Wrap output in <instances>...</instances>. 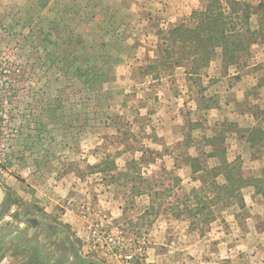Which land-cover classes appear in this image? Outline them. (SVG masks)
I'll list each match as a JSON object with an SVG mask.
<instances>
[{
    "label": "rangeland",
    "instance_id": "374dc122",
    "mask_svg": "<svg viewBox=\"0 0 264 264\" xmlns=\"http://www.w3.org/2000/svg\"><path fill=\"white\" fill-rule=\"evenodd\" d=\"M136 2L0 0V264H252L253 248L241 253L234 243L242 231L231 214H244L246 205L219 204L207 210L208 221L193 220L206 237L190 255L171 243V228L163 230L166 213L185 219L184 209L148 212L149 197L127 196L134 182L110 183L133 149L162 145L153 134L157 87L142 75L136 25L143 17L162 27ZM106 154L118 170L92 167ZM257 154L260 161L241 165L248 174L264 167V148ZM160 164L143 165V176L159 177ZM194 184L200 182L183 183ZM252 189L242 190L249 205ZM216 224L231 239L221 251L208 233ZM47 226L56 233L48 235Z\"/></svg>",
    "mask_w": 264,
    "mask_h": 264
},
{
    "label": "crops",
    "instance_id": "0c3cea01",
    "mask_svg": "<svg viewBox=\"0 0 264 264\" xmlns=\"http://www.w3.org/2000/svg\"><path fill=\"white\" fill-rule=\"evenodd\" d=\"M136 1L137 5L145 6V15H156L158 20L153 23L162 27L158 30L154 29L155 25L150 27L151 23L145 21L143 17L137 21L136 28L138 30L140 26L138 31L142 39L138 47L141 49L142 59L146 64L141 68L144 71L148 64L158 58V43L160 42L158 31L187 21L193 11L204 9L205 0ZM259 2L257 0L251 5L257 6ZM258 18V14L252 15L253 27L258 28ZM189 68L184 64L174 65L161 72L159 76H155L154 73L143 75L142 72L143 77L150 76L151 86L157 87L154 94L157 97L158 106L155 109L154 117L157 116L160 126L158 130L155 129L153 134L155 140L162 143V145L157 144V147H153L160 153V157L155 160V163L149 165L160 164L165 158H169V165L162 163L159 170L164 167L166 171H172L181 179L182 184L190 181L200 182L199 178L203 172L192 173L191 157L206 158L209 167L217 164L216 158L207 157L202 151L210 149V146L205 144L204 138L218 133L223 135L222 146L226 149V157L229 161L237 159L241 165H244L245 160L250 165L260 161L261 157L257 152L264 148V141L250 143L246 141V138L253 127L262 124L255 112L258 109H264V39L258 37L256 42L250 45L249 54L234 65L226 66L221 62L220 57L216 56L196 74L189 73ZM198 116H202L203 121H197ZM192 117H196V119ZM261 126L264 129V123ZM152 144L155 145V142L152 141ZM161 146L164 147L163 150ZM135 153L136 155L133 154L132 157L136 158L141 154L138 151ZM217 180L223 182L221 176ZM194 186L197 185L194 184ZM249 194L250 205L243 195L247 209H239L245 211L244 214L239 216L237 211L231 212L232 220L237 225L236 229L240 228L242 231L234 243L241 242L240 245H237L241 247V253L243 248H253L252 264H264V201L253 189ZM142 196L148 197L147 195L138 197ZM259 205L260 209H255V206ZM149 210L151 209H148V212ZM163 212L165 210H162L161 213ZM169 215L170 213H166L164 216L165 227L163 230L166 231L170 228L173 230L171 243L175 244L177 240L176 243L182 249L187 248L186 251L190 255L197 253L196 247L202 246L206 235H202L197 229L192 228L195 223L189 217L184 219L182 214V216H175L171 220ZM168 223L171 224V227ZM224 227L222 224H216L215 228H210L212 234L208 232L210 236L215 233V236L210 239L216 243L217 251H221L220 246L222 245L227 249L231 243V239L229 240L228 235L225 234L228 229L225 230ZM159 239L155 237L151 241L156 242ZM178 249L180 248L178 247ZM213 254L211 252V255ZM214 256L221 259L230 257L229 254L224 255L222 252L214 254Z\"/></svg>",
    "mask_w": 264,
    "mask_h": 264
},
{
    "label": "trees",
    "instance_id": "16d2710c",
    "mask_svg": "<svg viewBox=\"0 0 264 264\" xmlns=\"http://www.w3.org/2000/svg\"><path fill=\"white\" fill-rule=\"evenodd\" d=\"M253 14H258V28L253 27L251 21ZM263 27L264 1L252 6L245 0H205L204 9L193 11L187 21L158 31L160 35L158 58L144 68L143 75L154 73L155 76H159L164 70L178 64L189 66V73L196 74L216 56L220 57L224 65H234L249 54L250 45L256 42L258 37L264 39ZM255 114L263 124L264 109H258ZM261 125L249 131L246 141L250 143L264 141V129ZM204 140L210 149L202 151L203 154L216 158L217 164L209 167L206 158L191 157L192 173L203 172L198 186L186 188L178 176L172 171H166L164 167L157 172L159 177L156 175L144 177L143 165L155 163L160 157L158 151L143 147L144 145L132 150L141 154L137 158L128 159L124 171L109 175L110 183L116 182L118 185L126 186L128 182H134L129 187L127 196L150 197V204L145 209L152 211L184 209L181 213L185 212L187 217L194 221H208L207 210L210 212V209H219V204L229 206L236 203L239 208H243L245 204L242 190L246 187H252L264 201V168L253 175L243 170L237 159L229 161L226 149L222 146L224 141L222 133L205 137ZM92 167L100 172L118 170L114 159L107 154L101 162ZM220 176L223 182L217 180ZM121 178L123 182L119 181ZM166 181L170 183L165 184ZM171 195L175 197L172 203L167 201ZM180 205L182 207H179ZM179 214L180 212L175 213L176 216ZM46 229L48 235L56 233L54 226H47ZM198 232H201V229Z\"/></svg>",
    "mask_w": 264,
    "mask_h": 264
},
{
    "label": "water",
    "instance_id": "95a60500",
    "mask_svg": "<svg viewBox=\"0 0 264 264\" xmlns=\"http://www.w3.org/2000/svg\"><path fill=\"white\" fill-rule=\"evenodd\" d=\"M3 197H4V192H3V189H2V187L0 185V204L3 201Z\"/></svg>",
    "mask_w": 264,
    "mask_h": 264
},
{
    "label": "built area",
    "instance_id": "2783aa9c",
    "mask_svg": "<svg viewBox=\"0 0 264 264\" xmlns=\"http://www.w3.org/2000/svg\"><path fill=\"white\" fill-rule=\"evenodd\" d=\"M128 257H130V256H128Z\"/></svg>",
    "mask_w": 264,
    "mask_h": 264
}]
</instances>
